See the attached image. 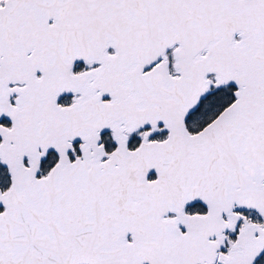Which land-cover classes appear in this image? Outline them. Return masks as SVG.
Wrapping results in <instances>:
<instances>
[{
    "label": "snow or ice",
    "instance_id": "obj_1",
    "mask_svg": "<svg viewBox=\"0 0 264 264\" xmlns=\"http://www.w3.org/2000/svg\"><path fill=\"white\" fill-rule=\"evenodd\" d=\"M0 264H264V0H0Z\"/></svg>",
    "mask_w": 264,
    "mask_h": 264
}]
</instances>
